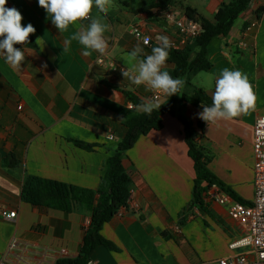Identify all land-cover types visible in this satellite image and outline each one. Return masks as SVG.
I'll list each match as a JSON object with an SVG mask.
<instances>
[{"label": "crops", "instance_id": "0c3cea01", "mask_svg": "<svg viewBox=\"0 0 264 264\" xmlns=\"http://www.w3.org/2000/svg\"><path fill=\"white\" fill-rule=\"evenodd\" d=\"M137 1V5L133 0L113 3L106 17L93 7L91 15L102 16L109 25L108 48L104 54L84 56L78 41H71L67 51L63 42L90 21H78L60 33L38 0H8L6 7L22 14V25L31 23L36 29L31 34L36 46L15 45L25 54L19 68L0 56V263L56 264L78 256L89 211L79 205L70 213L31 205L22 199L23 185L28 176H37L99 189L105 162L127 132L125 114L134 104L127 93L140 102L153 96L121 73L127 67L123 59L134 47L151 54L157 46L143 45L132 30L179 39L156 10L150 15L138 13L142 3ZM230 1L176 0L172 8L185 14L192 7L213 18ZM262 5L264 0H251L230 33L213 38L207 46L214 83L224 68L241 71L251 85L252 106L230 120L207 123L199 118L202 111L179 101L174 114L163 115V128L141 136L123 159L132 181L128 206L101 231L116 250L100 246L92 256L93 264H200L243 255L255 259L250 248H229L246 234V226L229 215L227 205L205 196L204 209L191 207L196 171L181 118L196 129V140L210 157L211 172L237 198L251 202L254 125L264 114V15L255 18ZM173 68L166 62L164 70ZM201 88L212 98L215 86ZM188 91L184 86L183 92ZM168 98L163 95L159 103ZM9 155L19 166L5 164ZM3 211H17V216L5 219ZM14 241L16 246L10 248Z\"/></svg>", "mask_w": 264, "mask_h": 264}, {"label": "trees", "instance_id": "16d2710c", "mask_svg": "<svg viewBox=\"0 0 264 264\" xmlns=\"http://www.w3.org/2000/svg\"><path fill=\"white\" fill-rule=\"evenodd\" d=\"M142 5L138 13L152 14V11H166L172 8L176 0H140ZM251 0H232L224 3L217 10L213 18L201 15L196 9L187 7L185 15L201 26V34L183 49H168L169 56L166 62L173 64L174 68L168 72L173 78L184 80V86L189 88L183 92L170 96L157 111L151 116L129 110L125 114V137L117 144L114 153L105 162V174L100 183L99 189L93 191L75 185L44 179L37 176H28L25 179L22 191L24 202L34 206H40L66 213L73 212L76 205L89 211L90 223L86 229L83 244L79 249L76 258H63L56 264H88L97 248L104 246L109 250H116L113 243L106 240L101 231L103 226L115 217L121 208L127 207L131 196V177L124 167L123 159L126 153L135 145L141 136L147 135L152 130L163 128V115L174 114V106L179 101L188 103L200 111L201 105L211 106L212 98L208 93L199 87L192 85V78L200 72L210 71L212 63L207 56V46L213 38L227 36L232 30L236 19L250 5ZM264 15V5L255 11V18L260 19ZM27 47H35L33 38L29 37ZM130 101L138 105L140 100L132 93H127ZM184 124L185 141L189 148V154L194 161L196 178L193 188V200L191 207L198 205L204 209L205 196L210 187L216 185L224 192L237 198L234 193L227 189L209 169L210 157L205 149L197 142V131L192 123L181 118ZM81 147L92 149L93 145L77 143ZM5 164L10 168L19 166V162L13 155L5 158Z\"/></svg>", "mask_w": 264, "mask_h": 264}, {"label": "clouds", "instance_id": "9594fccd", "mask_svg": "<svg viewBox=\"0 0 264 264\" xmlns=\"http://www.w3.org/2000/svg\"><path fill=\"white\" fill-rule=\"evenodd\" d=\"M8 0H0V56L13 68H19L25 59L24 51L15 47L17 44L28 43L31 34L36 29L29 23L22 25V14L16 8L6 7ZM38 5L43 8L52 24L60 33L66 31L70 25L78 21H90L86 27L81 26L73 33L70 39L64 40V51L68 50L71 41H78L83 46L82 55L89 56L92 52L104 54L108 48L105 32L109 25L103 22L109 10L113 7V0H38ZM93 7L103 17L91 15ZM40 38L36 42H39ZM157 46L151 49V54L137 45L123 59L127 65L122 68L124 79L135 86L143 85L146 91L152 92L153 97L143 98L136 105L138 112L151 116L153 111L159 110V96L157 93L170 97L176 95L184 88V80L173 78L164 66L169 56L171 47L169 37L158 35ZM145 44L148 39H145ZM132 90L131 88L129 89ZM251 85L248 78L239 70L224 68L215 81V91L212 95L211 106L201 105L203 111L199 118L209 122L230 120L246 112L253 103Z\"/></svg>", "mask_w": 264, "mask_h": 264}, {"label": "built area", "instance_id": "2783aa9c", "mask_svg": "<svg viewBox=\"0 0 264 264\" xmlns=\"http://www.w3.org/2000/svg\"><path fill=\"white\" fill-rule=\"evenodd\" d=\"M159 14L178 33L179 39H170L171 48L175 50L183 49L201 34L202 29L199 23L190 20L185 14L177 13L173 8L159 12ZM132 33L137 39L141 40L143 45L148 47L157 45L156 37L163 35L162 33H157L154 36L146 35L140 28H134ZM145 39H148L147 44L144 43ZM99 62L103 63L104 59L101 58ZM155 95H158L159 99L163 96V94L159 93ZM134 108V104L130 103L129 109L133 110ZM253 145L255 155L253 200L249 203H243L216 185L208 189L206 196L219 204L227 205L229 215L246 226V234L232 241L229 248H250L255 259L249 261L248 257L243 255L200 264H264V114L255 122ZM2 216L5 219L12 220L17 216V211H10L9 213L3 211ZM89 223L88 221L87 224L89 225ZM15 246L16 241L12 242L10 248ZM0 264L8 263L1 262ZM88 264H93V261L90 260Z\"/></svg>", "mask_w": 264, "mask_h": 264}, {"label": "rangeland", "instance_id": "374dc122", "mask_svg": "<svg viewBox=\"0 0 264 264\" xmlns=\"http://www.w3.org/2000/svg\"><path fill=\"white\" fill-rule=\"evenodd\" d=\"M120 1L121 0H113V3H120ZM122 1H125V0H122ZM132 3H133V5H137L138 1L133 0ZM179 4H180V1H177L176 5L180 6ZM201 11L204 12L203 9H201ZM192 83L195 87H199V88H201L202 86H204L206 88H213L215 86L214 76L211 74L210 71H208V72L203 71V72L198 73L197 75H195L193 77Z\"/></svg>", "mask_w": 264, "mask_h": 264}]
</instances>
